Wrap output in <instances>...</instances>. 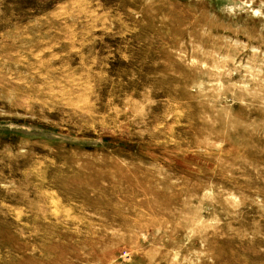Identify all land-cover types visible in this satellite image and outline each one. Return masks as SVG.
I'll return each mask as SVG.
<instances>
[{"label":"rangeland","instance_id":"rangeland-1","mask_svg":"<svg viewBox=\"0 0 264 264\" xmlns=\"http://www.w3.org/2000/svg\"><path fill=\"white\" fill-rule=\"evenodd\" d=\"M0 264H264V0H0Z\"/></svg>","mask_w":264,"mask_h":264}]
</instances>
